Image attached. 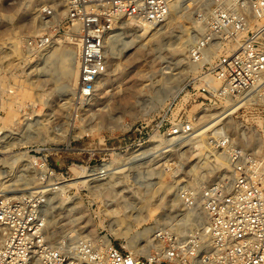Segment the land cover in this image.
I'll return each instance as SVG.
<instances>
[{"label":"rangeland","instance_id":"1","mask_svg":"<svg viewBox=\"0 0 264 264\" xmlns=\"http://www.w3.org/2000/svg\"><path fill=\"white\" fill-rule=\"evenodd\" d=\"M180 1L171 0L158 47L148 44L142 50L122 54L118 48L112 49L114 45L106 44L114 59L108 57L107 75L98 83L92 100L83 102L77 97V86L67 97L66 93L56 92L50 77L60 75L59 66L52 62L44 66L41 52L27 47L29 39L58 30L55 39L59 38L65 46L68 35L77 47L76 31L66 32L62 27L64 0H0V175L10 174V155L39 160V172L34 165L31 168L35 161H29V168L20 167L8 178L0 176V192L27 194L24 192L36 191L37 182L39 192L56 189L50 191L51 209L46 215L53 218L45 223L47 236L56 237L51 242L53 246L92 238H107L119 248L126 246V240L112 235L111 225L125 217L126 206L135 197L138 200L140 192L155 191L162 185L147 205L143 220L131 225L129 235L134 238L137 232L153 229L145 237L134 239L137 245L143 242L140 245H146L150 252L158 230L183 235L195 227L194 221L182 219L185 207L177 196L181 188L200 189L221 180L228 183L226 157L208 146V139L216 130L225 129L235 145L257 157L264 156V106L236 110L235 105L231 112H225L233 106L228 104L200 110L202 100L196 93L200 67L189 61L188 49L194 42L195 12L208 0H190L186 9L174 12L173 7ZM51 10L55 19L46 25L41 15ZM126 22H121L116 34L129 39L140 23ZM182 39L180 61L175 47ZM177 73V82L167 85L165 79ZM44 100L48 103L44 104ZM181 116L206 118L196 124L194 138L165 142L163 137L151 143L154 136H163L173 129ZM27 119L33 121L35 129L44 128L55 138L45 137L39 144L21 146L19 139ZM215 122H219L218 127L204 137L198 136L201 126L206 128ZM241 128L251 138L249 145L242 139ZM137 149L141 150L138 155L130 156ZM42 165L51 171V177L44 175ZM102 165L109 167L104 171L100 169ZM111 173L116 174L110 176ZM70 183L75 185L67 187ZM108 184L113 187L105 191L103 186ZM165 187L168 191L164 192ZM60 200L65 201L60 204ZM73 205L76 210L67 217L66 210ZM166 216L169 219L164 220Z\"/></svg>","mask_w":264,"mask_h":264},{"label":"built area","instance_id":"2","mask_svg":"<svg viewBox=\"0 0 264 264\" xmlns=\"http://www.w3.org/2000/svg\"><path fill=\"white\" fill-rule=\"evenodd\" d=\"M170 3L64 0L62 27L66 32L77 29L79 100H90L95 84L107 73L105 42L121 22L160 26L169 16ZM41 18L44 24H51L55 14L47 11ZM193 22L195 38L188 59L200 66L196 79L200 110L236 102H240L239 110L264 106V0H208L196 10ZM58 33L29 39L27 47L43 51ZM204 118L181 116L168 134L189 137ZM208 142L211 150L226 157L229 180L177 192L186 210H198L204 218V223H196L188 233L158 230L157 246H152L147 256L100 240L53 246L44 222L46 195L2 192L0 264H264V156L257 157L235 145L222 128ZM34 167L39 172V160ZM42 167L44 175L51 177V171Z\"/></svg>","mask_w":264,"mask_h":264},{"label":"bare ground","instance_id":"3","mask_svg":"<svg viewBox=\"0 0 264 264\" xmlns=\"http://www.w3.org/2000/svg\"><path fill=\"white\" fill-rule=\"evenodd\" d=\"M188 1H190V0H181L178 4H176L173 7L172 10H174V12H176L179 9H183V10L186 9L185 4ZM180 13H182V12H180ZM176 15H179V13H177ZM129 22H131V21H129ZM123 24H125V23H123ZM165 25H166V23H163L160 26L152 27L150 25H145V24H141L140 23V25L137 26L134 35H132V38H129V39L128 38H125V37L123 38L122 36H121L122 37L121 38L119 33L116 34L120 30V28H119L117 31H115L111 35V37H109L106 40L105 47H106V44L107 43H109V45H114V47H112V49L113 48H118L119 51L122 52V54H126L129 51L134 50V49H136L137 51L138 50H142L145 47V45H148V44H151L150 47H152V48L153 47H158L159 46V42H160L159 41L160 40L159 37H160V34H161L160 32L163 31ZM141 26H142V28H141ZM70 30H75L76 31L75 36L77 35V29L76 28H72ZM194 38H195V36H194ZM64 40L66 41V45L65 46L62 45V42L63 41H61L58 38V39H55L53 41V45L51 47H49V48H47V49H45L43 51H40V52H41L42 64L44 66L45 65H48L49 62H52L53 64H56V65L59 66V68H60V75H58L57 77L52 76L53 74H46V73L45 74H46V76H52V77H50V79L53 81V84L55 85L56 92H59V93L61 92V93H64V94L66 93L65 97H67V96L72 95L74 93L75 87L78 84V54H77L78 41H77V47H76V44L73 43V40L74 39H70V37L68 35L67 36L65 35V39ZM143 40H145L146 42L141 45V43H143L142 42ZM193 41H194V39H193ZM109 45H108V47L106 49L108 69H109V66H110V61H109L110 59L108 57H111L112 60L114 59L111 56V52H110V49H109ZM176 46H177V47H175L176 54H177V57L181 61L182 60L181 58L183 57V51H184V39H182V41L180 43H178ZM78 52H79V49H78ZM198 67H200V66H198ZM117 68L118 67L116 65L115 66V69H117ZM182 72H183V70H182ZM182 72H180V73H182ZM180 73H177L175 75H171L168 78H166L165 79L166 84L169 85V86H171V85H173V83L177 82ZM105 75H107V73ZM105 75H103L101 77V79ZM43 76H45V75H43ZM100 80H98V82L95 84L94 91H95V88H97L98 83L100 82ZM103 88H104V86H103ZM94 95L92 96V98L94 97ZM92 98H91V100H92ZM47 103H48V100H44V104H47ZM239 104H240V102L234 103L233 106L230 107L229 109H227L225 112H229V111L231 112L232 108H234L235 105H236V110H238V108L240 107ZM223 114H224V112H223ZM225 118H227V116ZM32 122L33 121L31 119H27L24 127L22 128L21 136H20V139H19V144L21 146L31 145V144H36V143L39 144V142H43V140L46 139V138H52V139L55 138V137H53V135H51L44 128H42V129H39V128L38 129H35L34 128V125L35 124L33 125ZM218 124H219V122H215V123H213L210 126L208 125V127L205 126L206 128H204V127L201 126V128H200L201 131H200V133H199L198 136H200V137L203 136L204 137V135H206L211 129H214L215 127H218ZM3 131H4V128H3ZM4 132H7V131H4ZM240 132H241V136H242V139L244 140L245 144L249 145V142L251 140L250 136L248 134H246L244 132V130H242V128H241ZM0 134H3V133L1 132ZM4 136H5V134H4ZM170 136H171V134H168V133L164 134L163 136H154L152 138L151 143L155 144L157 142L156 140L161 139L163 137L165 139V142L166 141L167 142H171V141H173L174 138L182 139L181 137H174V136H171V138H170ZM189 137L190 138H194V134H192ZM189 137H186V138H189ZM44 142H46V141H44ZM140 151L141 150H138L137 149L134 152H132V154L130 156L133 157L135 155H138V152H140ZM9 161H10L9 166H10V170H11L10 171V174H11L12 172L16 171L20 167H22V168H27L28 167L29 168L30 165H31V162L32 161L34 162L35 160L30 159L26 155H19L18 154V155H10ZM29 161H31V162H29ZM35 163H36V161L31 165V168L33 167V165H35ZM108 167L109 166L102 165L100 169H102V170L105 171L106 169H108ZM226 173L227 172H225V174ZM10 174L2 173L0 176H2V179H4V178L10 177ZM111 174L112 175H110V176H114L116 173H111ZM222 182L223 183H227L225 181H222ZM37 183H38L37 184L38 188L34 192H39V182H37ZM110 184L106 185V187L103 186L104 187L103 189L105 191L110 190L113 187V185H110ZM26 185H28V184H26ZM72 185L74 186L75 184H72V183L67 184V187L68 186H72ZM162 187H164V186L160 185L155 191L148 190V191L140 192L139 194H141V195L139 197H137L138 200L135 197L134 200H133V203L128 204V206H126V208L124 210V212H125L124 214H126L125 217L123 219H118V220L114 221V223L111 225V230L110 231H111L112 235L115 236V237H120V238H122V239H124V240L127 241L126 242L127 243L126 246H124L122 248H124L126 250L128 249L129 252L131 251L133 253H137V254H140V255H143V256H147L149 254V252L147 251L148 249H147L146 245H140L143 242H139V245H137V243L134 242V239L136 237H142V236L145 237L147 234L151 233L153 231V229L147 228V229H145L141 233L137 232V234H136V236L134 238H129V235H130V232H131V225L134 222H140V221L143 220V216L142 215L145 213L147 205L152 201L153 196L156 194V192H158L159 189H162ZM62 188L63 187H61L60 189L62 190ZM92 188H97V186H94ZM53 190H56V189H52V190H49V191L46 190L45 193H42L41 191L39 192V193H42L43 195H46V197H47V205L45 207V217H44V222L46 224L48 223V219L49 218L51 219V217H52L50 215L49 218H46V215L48 214L47 210L48 209H51V208H49L50 207V203L49 202H51V201L50 200L48 201V197L51 196L52 193H50V191H53ZM163 191L165 192V191H168V190H166V187H165ZM34 192H27L26 191L24 193H34ZM1 194H2V192H0V195ZM10 194H12V192H10ZM63 201H65V200H60L59 201L60 204H62ZM70 201H71L70 199L67 200V202H70ZM68 204L70 205L71 203H68ZM126 209H130V210L128 212H126ZM75 210H76V208H75L74 205L73 206H70L69 208H67V210H66L67 217H69L70 215H72L73 212H75ZM131 210H133V212H131ZM181 215H183V218L182 219H187V220L190 219V221H194L195 224L196 223H199L201 220L202 221L199 224L201 225L202 223H204V218L201 215V212H199L198 210L188 211V210L184 209V211H183V213ZM167 219H169V218L166 216V218L164 220H167ZM176 225H178V224H176ZM178 234H181V233H178ZM151 236H152V234H151ZM47 238H48V240L50 242H53V241L56 240V237L53 234H51L50 237L47 236ZM154 238H155V235H154ZM92 239L95 240V241H97V240L104 241L107 244L111 243L107 238H102V239L92 238ZM151 241H152V239H150L148 242H151ZM76 243L77 242H73V244H69V246L70 245H74ZM154 246H157V242H155V245ZM147 252H148V254H147Z\"/></svg>","mask_w":264,"mask_h":264}]
</instances>
